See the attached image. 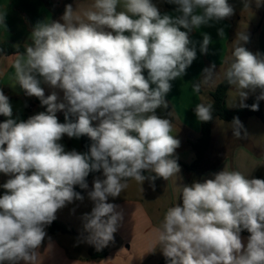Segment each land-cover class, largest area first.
<instances>
[{
  "label": "clouds",
  "instance_id": "9594fccd",
  "mask_svg": "<svg viewBox=\"0 0 264 264\" xmlns=\"http://www.w3.org/2000/svg\"><path fill=\"white\" fill-rule=\"evenodd\" d=\"M163 2L174 6V14L161 12L154 0H94L86 19L69 4L60 20L32 27L30 43L13 63L15 81L46 110L13 118L0 89V116L7 118L0 122V174L8 177L0 184V264H41L40 248L51 240L47 228L57 213L85 200L77 186L93 205L81 217L86 242L101 251L114 242L123 220L109 198L119 197L129 180L153 182L154 189L156 179L180 176L181 141L157 110L167 109L172 82L197 59V45L201 54L209 51L210 34L203 32L199 41L192 34L232 17L235 9L229 0ZM241 2L243 8L264 4ZM5 16L0 12L2 25ZM217 35L224 36V29ZM236 40L224 80L238 92L237 107L258 111L264 54L245 47L247 30ZM215 74V64L204 68L202 82ZM42 83L62 92V100L57 91L46 96ZM257 90L255 102L245 103ZM193 91H200V83ZM212 111L202 103L193 109L199 122L212 121ZM231 124L237 139L248 135L239 117ZM65 136H87L91 144L86 152L66 150L60 142ZM95 172L103 178H94L89 190L87 177ZM156 231L155 249L166 264H264V179L223 168L182 184Z\"/></svg>",
  "mask_w": 264,
  "mask_h": 264
},
{
  "label": "crops",
  "instance_id": "0c3cea01",
  "mask_svg": "<svg viewBox=\"0 0 264 264\" xmlns=\"http://www.w3.org/2000/svg\"><path fill=\"white\" fill-rule=\"evenodd\" d=\"M0 12L6 13L4 25L0 24V44L10 43L16 47H24L25 43H30V31L38 21L47 19L50 22L53 20V16L48 10L45 0H0ZM223 23L227 27L228 37L230 25L224 21ZM257 28L258 31L255 39L257 43V52L264 54V10L261 22ZM227 52L226 50L222 56H218L215 50L212 51V53L210 52V55H206V57H209L208 64H215L216 68L220 66L224 67L227 63ZM220 57H224V59L222 60ZM15 59L16 54L0 56V89H2L9 98H21L25 101V113L21 116L13 114V118L26 120L34 114L45 111L46 108L42 107L40 101L35 97H28L26 95L19 97L12 93H8V87L12 82L18 84V82L15 81L13 69ZM203 69L200 61L198 63L194 61L187 69L186 75L172 82V90L166 97L167 103L172 108L175 115L173 116L172 123L176 124V127L180 130V149L186 148L185 146H187L188 142L195 141L199 138L201 124L196 119L193 109L197 104H208L210 92L218 85L212 80L206 84L205 87L200 86V91L198 93L193 91V84L203 81ZM43 88L46 96L51 94L52 91H57L62 100L63 93L59 90H54L46 84H43ZM252 94L254 96L258 95L259 90ZM260 102L264 106V100ZM64 113V111L57 112L58 119H60ZM0 122H2V116H0ZM245 122L244 126L246 127L247 122ZM93 123L95 124L96 122ZM216 125L217 120L213 124L211 146L214 143L213 140L215 136H213V131H215ZM60 142L65 146L66 150L76 149L79 152H86L81 148L80 138L70 139L65 136ZM245 143H235L233 145L235 148L231 149L232 151L228 153V155L226 153L225 157L224 155L222 157L214 155L216 157L211 158L212 160L214 159V162L211 164L204 160L202 167L205 168V172L200 173L199 180L223 168L240 171L250 178L255 177L262 164V159L255 155L257 154L255 148ZM178 163L181 167L180 176H174L167 181L163 180L166 183L171 206L179 199L180 186L182 184H190L189 175L184 167V165L189 163L180 160L179 157ZM7 178L8 177L5 175L0 174V182L6 181ZM145 202L146 200H144L143 197H134L133 195L125 196L123 199L115 202V204L119 205L117 210L122 213L123 220L117 232L114 234L118 245L111 248L109 254L104 259L90 260L80 257L77 253L78 249H76V245L71 246L72 249H70L67 245L68 243L62 240L65 234L59 233L52 235L47 229L48 236L51 240H46L40 248L41 264H145L159 249V247L155 249L157 239L156 230L161 224L160 222H155L156 220L150 214ZM156 203L154 207L158 213H160L163 220L164 216L160 212V206ZM248 235L249 233L246 230L241 233L245 241ZM158 260L161 261V258ZM160 261H158L157 264Z\"/></svg>",
  "mask_w": 264,
  "mask_h": 264
},
{
  "label": "rangeland",
  "instance_id": "374dc122",
  "mask_svg": "<svg viewBox=\"0 0 264 264\" xmlns=\"http://www.w3.org/2000/svg\"><path fill=\"white\" fill-rule=\"evenodd\" d=\"M45 1L48 10L51 12L53 16V20H59V18H61V16L65 11V6L69 4L72 5L73 10L75 11V15L79 16L81 19H86L83 16V13L88 11L90 9V6L94 3V0H45ZM47 2L50 3L49 6L47 5ZM154 2L158 4V6L161 9V12L174 14V9H169L166 6V3L163 2V0H154ZM229 3L234 6L235 12L232 17L224 20V22L230 25L228 37H227L228 34L227 27L224 25L223 21L220 22L219 24H214L213 26L210 27L209 26L202 27L201 29L197 30L192 34V38L196 41L202 39L203 32L210 34L212 39V43L209 45V51L207 54H201L199 52V47L197 45V59L195 61L197 63L200 61L203 68L211 66L210 63L208 64L209 57H206V55H210L212 51L215 50L218 56L220 55L222 56L226 50L228 51L227 58L225 57L227 59L226 65L224 67L220 66L216 68V74L213 81L217 84H220L224 80V72L228 67V64L230 63L231 53L237 42L236 37L240 32L247 30L250 36V41L245 45V47L248 48L253 53L257 52V43L255 41L257 36L256 34L258 31L257 26L261 22L262 13L264 10V4H262L260 7H256L255 4H253L250 8H243V4L241 0H229ZM218 28L224 29V36L219 37L217 35ZM224 47H225V51H224ZM220 58H222V60L224 59V57H220ZM209 82L203 83L201 81L200 86L205 87V85L208 84ZM253 96L254 95L252 93H249V97L245 101V103H247L249 98ZM237 105H238V92L236 89L231 87L227 94L226 106L229 110H235V109H239ZM262 108L264 111L263 105ZM171 115L175 116L172 108H171ZM245 121L247 122V125L246 127L244 126V128L247 130L248 135L246 137L242 135V138L237 139L236 137L233 136L232 124L230 122L217 120L215 131H213V136H215L213 140L214 143L212 144V146L209 147L205 156L206 158L205 160L207 163L211 164L214 162V159L213 160L211 159L212 157H216V156L222 157L223 155L225 157L226 153L228 155V153L232 151L231 149L235 148L233 146L235 143L246 142L249 146L257 150V154L255 155L258 158L262 159V164L259 170L257 171L255 178L264 179V123L261 122L255 116L249 117ZM172 135L177 136V138L180 140L181 134L179 128L176 127V124H173ZM185 147L186 148L184 149H180L179 147L176 150V155L177 157H179L180 160L189 163L187 165H191L196 159V156L189 144H187V146ZM209 157L211 160L209 159ZM204 172H205V168L202 167L200 173H204ZM96 177H100L102 179L103 178L102 172H100L98 175L90 179V181L88 182L89 190L91 189L92 182ZM132 195L134 197L136 196L143 197L144 200H146L145 203L147 204L150 214L155 218L156 220L155 222L161 223L162 221V217L160 213H158V211L154 207L155 203L157 202L156 204L160 206V212L162 213L163 216L167 208L171 206L170 196L166 188V183L164 181L154 183V189H153V183L145 181L141 185L135 180H130L128 181V187L121 192L120 196L115 199L109 198V202L115 203L116 201L123 199L125 196H132ZM84 196H85V200L83 201V203L76 201L73 204H70L64 209L60 210L57 213L56 220L61 224L65 225L66 228L69 230V233L65 234L62 237V240L68 243L67 245L70 247V249H72L71 246L76 245L77 247L76 249H78L77 250L78 255L80 257L89 259V250L94 246L86 242V237L88 234L84 231L81 217L84 213L90 212L93 205L92 202L87 199L86 191ZM73 209H75V211H73ZM47 229H49V227ZM116 242L117 241L114 235V242L109 243V245L105 247V249L107 250V254H109L111 248L118 245ZM160 258L162 260L165 257L163 256L161 250L158 249L155 255L149 258L145 264H157V262L160 261L158 260Z\"/></svg>",
  "mask_w": 264,
  "mask_h": 264
},
{
  "label": "trees",
  "instance_id": "16d2710c",
  "mask_svg": "<svg viewBox=\"0 0 264 264\" xmlns=\"http://www.w3.org/2000/svg\"><path fill=\"white\" fill-rule=\"evenodd\" d=\"M47 5L49 6L50 3L47 2ZM166 6L169 9H174L173 5H169L166 3ZM24 47L23 46H14L10 43H1L0 44V56H9L13 54H17L18 52H23ZM147 73L145 72V75ZM43 87V83L41 85ZM231 86H229L225 80H223L220 84L217 85V87L210 92L209 94V103L212 105V114L213 119L209 122H200L201 124V132L200 136L196 141H190L188 144L190 145L191 149L195 153L196 159L191 165H184L186 172L189 175V183H192L194 180H199L200 178V171L203 165V162L205 160L206 153L211 146V140H212V129L213 124L216 120H222L225 122H232L234 117H239L240 121L243 122L252 116L257 117L261 122L264 123V111L262 108L261 102H259V110L258 111H252L250 108H239L235 110H229L226 106V100H227V94L230 90ZM255 102V97L249 98L247 101L248 105H251ZM207 105V104H206ZM158 114L162 117H165L171 122L173 121V116L171 115V107L168 105L167 109L160 108L157 110ZM70 119H75L74 117H70ZM62 123L65 122V113L61 116L59 119ZM80 143L81 148L85 151L88 150V147L91 144V140L87 136L80 137ZM100 172L90 173V175L87 177V182L90 181L91 178L98 175ZM146 174V173H145ZM130 181V180H129ZM160 181H163L162 178H158L154 181V183H158ZM5 181H3L1 184H3ZM149 182V181H147ZM153 183V182H150ZM76 191L81 192L82 195H85V190L80 189L78 186L75 189ZM4 193V189L0 188V195ZM49 233L52 235L55 234H67L69 233V230L66 228L65 225L61 224L57 220H55L50 226H49ZM107 250L103 248L101 251H97L95 247H92L89 250V259L90 260H101L104 259L107 256ZM158 264H166L165 258H163Z\"/></svg>",
  "mask_w": 264,
  "mask_h": 264
},
{
  "label": "water",
  "instance_id": "95a60500",
  "mask_svg": "<svg viewBox=\"0 0 264 264\" xmlns=\"http://www.w3.org/2000/svg\"><path fill=\"white\" fill-rule=\"evenodd\" d=\"M8 93H12L16 96L23 97L25 95L24 90L19 86L17 83L12 82L8 87ZM10 103L12 105L13 114L17 116H21L25 113V106L26 103L21 98H9ZM7 119L6 117L2 116V122Z\"/></svg>",
  "mask_w": 264,
  "mask_h": 264
}]
</instances>
